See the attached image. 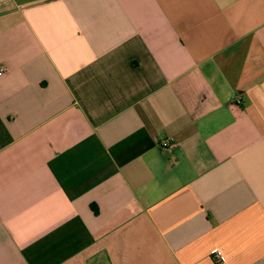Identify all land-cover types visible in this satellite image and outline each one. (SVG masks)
<instances>
[{
	"label": "crops",
	"instance_id": "0c3cea01",
	"mask_svg": "<svg viewBox=\"0 0 264 264\" xmlns=\"http://www.w3.org/2000/svg\"><path fill=\"white\" fill-rule=\"evenodd\" d=\"M0 66V264H264V0H0Z\"/></svg>",
	"mask_w": 264,
	"mask_h": 264
},
{
	"label": "built area",
	"instance_id": "2783aa9c",
	"mask_svg": "<svg viewBox=\"0 0 264 264\" xmlns=\"http://www.w3.org/2000/svg\"><path fill=\"white\" fill-rule=\"evenodd\" d=\"M6 70H7L6 66H0V72H4ZM173 142H174V139L171 137H162L159 140V145L161 148L168 149L174 145Z\"/></svg>",
	"mask_w": 264,
	"mask_h": 264
}]
</instances>
